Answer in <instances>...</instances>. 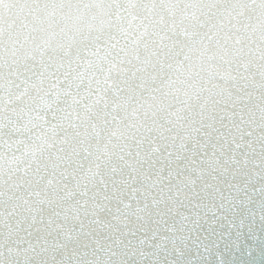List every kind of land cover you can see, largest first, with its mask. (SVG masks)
Wrapping results in <instances>:
<instances>
[{"label":"snow or ice","instance_id":"snow-or-ice-1","mask_svg":"<svg viewBox=\"0 0 264 264\" xmlns=\"http://www.w3.org/2000/svg\"><path fill=\"white\" fill-rule=\"evenodd\" d=\"M0 264H264V0H0Z\"/></svg>","mask_w":264,"mask_h":264}]
</instances>
